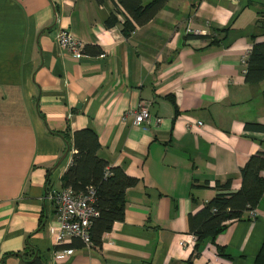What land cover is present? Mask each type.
<instances>
[{
	"label": "crops",
	"instance_id": "crops-1",
	"mask_svg": "<svg viewBox=\"0 0 264 264\" xmlns=\"http://www.w3.org/2000/svg\"><path fill=\"white\" fill-rule=\"evenodd\" d=\"M125 19L113 0H0V264H264V197L255 219L248 211L218 236L229 257L209 240L195 249L191 229L216 182L239 191L264 151V131L246 127L264 126V80L247 83L243 63L264 41V0H168L129 37ZM61 29L84 56L58 47ZM143 100L152 119L137 125ZM89 127L98 156L138 183L101 245L57 244L47 187L64 188L76 150L55 132Z\"/></svg>",
	"mask_w": 264,
	"mask_h": 264
},
{
	"label": "trees",
	"instance_id": "trees-1",
	"mask_svg": "<svg viewBox=\"0 0 264 264\" xmlns=\"http://www.w3.org/2000/svg\"><path fill=\"white\" fill-rule=\"evenodd\" d=\"M104 1L106 0H97L99 3ZM113 1L117 8L123 9L125 13L123 33L129 37L138 25L151 21L168 0H151L147 4L143 0ZM116 21V14L112 13L106 20V26L112 27ZM188 35L204 36L193 33ZM86 49L90 51V47ZM246 66L247 83L257 85L264 80V41L255 39ZM246 127L264 131V126L254 123H247ZM55 133L64 138L65 151L76 150L72 163L63 176L64 188L71 187L76 192H83L89 186L97 189L94 205L99 215L93 220L91 240L94 245H101L103 235L112 230L115 222L124 220L127 190L135 186L138 179L98 156L102 145L93 128H83L74 132L67 129ZM241 176L243 185L239 191H232L231 178L226 182H216V195L192 216L191 229L197 238L195 249L199 250L201 243L209 240L216 246L220 256L229 257L224 253V248L217 244V238L227 229L229 221L242 219L246 212L256 209L264 197V151L248 159L241 169ZM23 263L36 264L30 259L26 260L25 257Z\"/></svg>",
	"mask_w": 264,
	"mask_h": 264
},
{
	"label": "built area",
	"instance_id": "built-area-1",
	"mask_svg": "<svg viewBox=\"0 0 264 264\" xmlns=\"http://www.w3.org/2000/svg\"><path fill=\"white\" fill-rule=\"evenodd\" d=\"M189 33L199 34L198 31L189 30ZM55 42L58 47L73 56L81 58L85 54V44L71 31L61 29L55 36ZM251 51V50H250ZM249 52L244 54L243 63H247ZM152 119L150 111V102L141 101L139 107L134 112V123L137 125L149 123ZM198 126H203V122H197ZM97 189L89 186L83 192H76L71 187H65L56 190L51 186L47 187V199L54 204L58 216V228L54 234V240L57 244L63 243L68 239L78 238L86 246H93L91 240V227L99 211L95 207ZM252 219L257 217L256 209L250 210ZM68 254L72 249L65 251Z\"/></svg>",
	"mask_w": 264,
	"mask_h": 264
}]
</instances>
